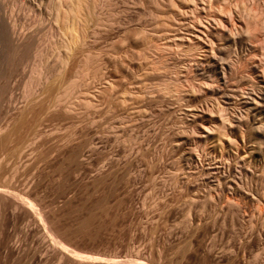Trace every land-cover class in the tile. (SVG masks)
<instances>
[{"label": "rangeland", "instance_id": "1", "mask_svg": "<svg viewBox=\"0 0 264 264\" xmlns=\"http://www.w3.org/2000/svg\"><path fill=\"white\" fill-rule=\"evenodd\" d=\"M133 259L264 264V0H0V264Z\"/></svg>", "mask_w": 264, "mask_h": 264}, {"label": "bare ground", "instance_id": "2", "mask_svg": "<svg viewBox=\"0 0 264 264\" xmlns=\"http://www.w3.org/2000/svg\"><path fill=\"white\" fill-rule=\"evenodd\" d=\"M81 2H85V0H80ZM61 2V1H60ZM57 8V7H56ZM60 9V8H58ZM62 14V13H61ZM60 18V17H59ZM63 20V18H61ZM63 22V21H62ZM74 29V28H72ZM76 30V29H74ZM79 30V29H78ZM76 30V31H78ZM82 30L83 27H82ZM75 31V32H76ZM68 32V31H66ZM83 32V31H82ZM81 32V33H82ZM78 33V32H77ZM75 33V35L77 34ZM83 34V33H82ZM71 35V34H70ZM77 36V35H76ZM80 36V35H79ZM95 69V68H94ZM93 71V69H92ZM91 72V71H90ZM99 75V74H98ZM92 78V77H91ZM90 81V80H88ZM2 191V190H1ZM18 198L21 202H23L32 212H34L35 210V205L34 203L30 200V198H27L25 197L24 195H18ZM22 203V204H23ZM37 210V209H36ZM39 214V213H37ZM36 216V215H35ZM37 217V216H36ZM38 218V217H37ZM42 220V219H41ZM42 223V222H41ZM43 228V231L46 233L45 235H47L49 241L55 246V247H58L59 250H61L62 252H65L73 257H77V258H84V259H88V260H102V257L100 256H97V255H93V254H89V253H84V252H81L79 250H77L75 247H72L70 245H68L67 243L63 242L62 240L58 239L55 235H53L51 232H49L47 229H46V226L43 225L42 226ZM106 260H111L113 262L117 261V259L113 258V259H106ZM120 260V259H119ZM122 260V259H121ZM120 260V261H121ZM134 260V259H133ZM135 264H145L144 261L142 260H134Z\"/></svg>", "mask_w": 264, "mask_h": 264}]
</instances>
